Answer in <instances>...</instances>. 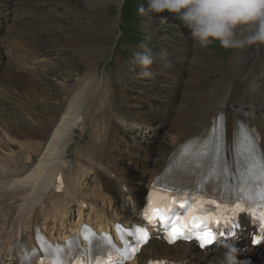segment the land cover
<instances>
[{
    "label": "bare ground",
    "instance_id": "bare-ground-1",
    "mask_svg": "<svg viewBox=\"0 0 264 264\" xmlns=\"http://www.w3.org/2000/svg\"><path fill=\"white\" fill-rule=\"evenodd\" d=\"M120 2L0 0V215L5 217L0 218V262L4 264H20L17 257L25 251L35 258L37 229L52 239L57 237L54 234L62 237L82 219L103 228L104 216L113 218L116 194L124 195L126 189L137 202L146 181L176 154L178 143L205 137L212 116L222 109L243 115L264 139V45L227 49L224 58L216 60L188 32L182 45L167 48L166 33L155 17L141 16L146 19L142 25L154 53L151 68L157 75H133L130 69L140 68L133 58L118 63L110 82L116 102L103 103V109L94 111L89 107L93 103L90 85L74 91V85L63 83L64 104L42 94L33 61L71 51L76 69H89L99 60L98 64L103 63L119 36L120 14L109 13V7ZM202 77H211L205 91L196 90ZM125 79L132 81L131 87ZM107 90L108 99L111 92ZM148 91L159 94L150 96ZM128 100H132L134 114L122 111L121 103ZM134 104H139L138 109ZM85 123L90 125L88 130H83ZM124 126L159 134L158 129L166 139L158 140L157 134L146 131L148 137L141 133L145 139L125 142L120 135ZM76 130L80 137L70 148ZM12 143L9 149L18 150L4 151L3 144ZM69 148L76 154L68 153ZM69 155L76 159L73 168L66 161ZM122 155L128 168L121 166ZM91 173L98 183L93 189L88 181ZM71 202L77 204L76 210L70 209ZM81 202L87 209H82ZM49 219L51 228L47 227ZM158 244L154 242L157 249L150 248L147 256L166 254L178 264H216L222 251Z\"/></svg>",
    "mask_w": 264,
    "mask_h": 264
},
{
    "label": "snow or ice",
    "instance_id": "snow-or-ice-1",
    "mask_svg": "<svg viewBox=\"0 0 264 264\" xmlns=\"http://www.w3.org/2000/svg\"><path fill=\"white\" fill-rule=\"evenodd\" d=\"M221 119L218 117V121L213 125L212 133L208 138L200 142H189L186 146L185 154L182 156L180 166L188 164L191 167L199 168L203 163L204 157L214 155L216 168L212 170V175L218 176L220 172L225 170L220 168L218 148L219 141L222 138L219 132V129L222 128ZM239 135L243 146L241 155L248 164V173L251 180L261 182L259 199L264 202V159L256 152L255 130L246 125H239ZM213 139L216 141L215 148H213ZM197 144L199 146L193 148V145ZM159 181L160 178H158L157 183ZM248 185L249 181L246 179L236 199L242 200L251 207L250 202H252L253 193L249 191ZM173 195L175 198H173ZM173 195L157 194L150 197L149 205L143 213V219L148 224H163L167 226L166 235L169 243H174L181 238H195L201 247H206L213 244L218 236L225 235L223 227L231 224L238 214L246 211V208L242 207L240 203L230 208L223 205V202L217 204L216 201H205L198 197L189 198L185 193L174 192ZM213 204H215V209L212 208ZM178 211L179 214H177ZM258 220L261 233L253 239L254 244L264 240V209L259 211ZM128 235L135 240L134 244L126 243L123 249H114L111 254H106V256L95 260V264H123V262L134 258L140 247L147 243L150 238L147 228L143 226L136 227ZM48 247L57 254L63 252V249H60L59 246L49 245ZM41 264H43V261ZM50 264H64V261L57 255L51 260ZM78 264H82V262H78ZM154 264H165V262H154Z\"/></svg>",
    "mask_w": 264,
    "mask_h": 264
},
{
    "label": "rangeland",
    "instance_id": "rangeland-1",
    "mask_svg": "<svg viewBox=\"0 0 264 264\" xmlns=\"http://www.w3.org/2000/svg\"><path fill=\"white\" fill-rule=\"evenodd\" d=\"M143 0H121L120 5L116 6V5H112L109 7V13H120V11H122V7L125 5V9L126 12L128 13V16H130V18L133 20V24L135 27H139L142 28L141 31H143L145 34H143V32L139 33V30L136 28L134 29L136 31V33H134V37H132L130 30H132L133 28L131 27V24L127 21L126 25L121 24V19L124 20V17L126 15L123 14V18H121L120 16V21L119 23L121 25H119V27L123 26V29L125 31V40L124 39H120L117 42V46L115 45L113 47V45H111V48H109V51H111V54L108 56L107 55V60L103 61V63H99L101 60L95 62L93 64V66L89 69L86 68H78L76 69V62L73 61V57L74 54L71 51H64V52H57L56 54H49V55H44L42 58H38L35 59L33 61V65H35L38 68L37 73L35 74L36 79L39 81L40 87H41V92H43L42 94H49L50 96L53 97V101L55 102H60L61 104H64L65 99L64 96L66 94V90L63 87L64 84H68L69 86H75V90H78L79 87H83V89L87 86L90 85L92 88V93L90 95V97L92 98L93 103L91 104V102H89V98L87 99V102H89V107L92 111H94V109H103V103L105 104H113L116 102V95L113 92V86H111V77L114 78V74H116V67L118 65V63H124L128 60H130V56H132L130 53H127L125 50H127V48L132 51V49L135 46H131V47H127L124 44H122L121 42H128L131 44H141V43H145L144 38L148 37V33L144 30V28L142 27V24L146 21L143 20L141 18V15L138 12V7L142 4ZM168 14H164V16H167ZM146 17V16H145ZM129 18H127L128 20ZM155 22L159 23V26H162V29L164 30L165 33H167L168 38L167 40V44L168 45H178L179 43L183 42V35L188 33V30L184 27H182L180 25V23L175 20L172 17H168L167 19H162V18H155ZM140 34V35H138ZM143 37V40L138 41L136 37ZM219 44V43H218ZM119 47V48H118ZM208 49L213 53V57L216 58V60L220 57V55H223L222 53H225L226 51H219L220 48L222 47H218L217 48V44L215 43H211L208 46ZM136 48V47H135ZM138 49V48H136ZM117 50V51H116ZM231 50V49H229ZM6 52V50L4 51ZM112 55V57H111ZM122 58H121V57ZM112 61V62H110ZM98 64V65H97ZM32 64H29V66L31 67ZM34 67V66H32ZM152 68H149V70ZM65 71V72H64ZM142 69H138V68H132L130 69V72L133 73V75H137L140 74L138 72H141ZM102 72V73H101ZM62 74V75H61ZM153 74H155L153 72ZM104 76L103 82L101 81V76ZM82 77V78H81ZM68 80V81H66ZM126 83H129V86H131L132 82L129 81V79H125ZM211 81V78H210ZM64 83V84H63ZM202 84L200 85V89L203 88V91L206 90V86L209 84V77L208 78H201L200 82L198 84ZM84 84H86V86H84ZM138 87V86H137ZM136 88V87H135ZM83 89L81 90V93L83 91ZM107 89L110 90L111 93H109L108 99L106 98L107 96ZM95 90V91H94ZM45 91V92H44ZM73 91V93H74ZM80 91V89H79ZM149 94H155L153 91H148ZM71 96V95H70ZM96 96H98L96 98ZM96 98V99H95ZM105 99V102H102L101 104H99L100 101H103V99ZM126 100V99H125ZM124 100V101H125ZM122 102V111L124 113H126V115L133 113L131 111V107H132V100H128L127 103ZM131 105V107H130ZM137 109L139 107V104H134ZM142 105V103H141ZM43 110H45L47 113H49L50 115L52 114V110H46L45 108H43ZM133 111L135 112V110L133 109ZM134 114V113H133ZM88 121V120H87ZM127 123V122H126ZM84 126V127H83ZM83 130H88L90 127V125H83ZM92 126V125H91ZM81 127V128H82ZM140 131V132H139ZM135 130L133 128L124 126L121 131H120V135L125 139V140H129L132 143H136V141H138L139 138H144L142 137L141 133H144L147 137L148 134L146 131L150 132L149 130H145V129H141V130ZM159 134L156 133V131L152 134H157L158 136V140H165L166 139V134L163 135V133H161V130H158ZM76 130V136L75 139L72 141L70 148L74 147V144L76 143V141H78L79 139V135L80 132ZM162 136V137H161ZM118 140L120 139L119 136ZM129 142V143H130ZM6 147H5V146ZM123 144L119 143V147L121 148ZM4 151L6 152H10V151H17L18 148H14V149H9V148H13L14 144L12 143V145L8 144H3ZM1 148V145H0ZM68 150V153H74L73 149ZM122 149V148H121ZM120 149V150H121ZM3 150V148H2ZM76 154V153H74ZM74 156V155H73ZM69 155L68 157H66V161L68 164L72 165V168L75 166V158ZM74 159V160H73ZM122 160V165L126 166V160L124 159V157H121ZM125 160V161H124ZM77 163V162H76ZM89 186L90 188L96 187L97 186V180L94 174L91 173L90 177H89ZM76 206L74 203H70V209H76ZM73 212L71 211V214ZM1 218V216H0ZM50 222V221H49ZM58 225V223H57Z\"/></svg>",
    "mask_w": 264,
    "mask_h": 264
},
{
    "label": "clouds",
    "instance_id": "clouds-1",
    "mask_svg": "<svg viewBox=\"0 0 264 264\" xmlns=\"http://www.w3.org/2000/svg\"><path fill=\"white\" fill-rule=\"evenodd\" d=\"M138 12L141 16L174 18L200 47L213 42L226 50L264 45V0H144ZM138 47L140 50L133 54V63L142 69L141 77H150L153 50L148 43ZM218 247L222 251L217 264H242L238 257L245 249L237 248L228 239H221Z\"/></svg>",
    "mask_w": 264,
    "mask_h": 264
}]
</instances>
